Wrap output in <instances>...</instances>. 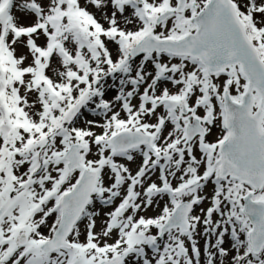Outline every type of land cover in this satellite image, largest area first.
Wrapping results in <instances>:
<instances>
[{"label": "snow or ice", "instance_id": "1", "mask_svg": "<svg viewBox=\"0 0 264 264\" xmlns=\"http://www.w3.org/2000/svg\"><path fill=\"white\" fill-rule=\"evenodd\" d=\"M0 264H264V0H0Z\"/></svg>", "mask_w": 264, "mask_h": 264}]
</instances>
